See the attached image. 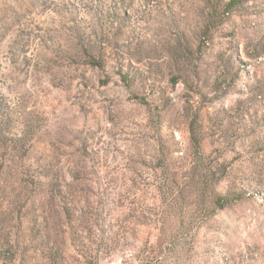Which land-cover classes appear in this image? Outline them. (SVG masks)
<instances>
[{
  "label": "rangeland",
  "instance_id": "obj_1",
  "mask_svg": "<svg viewBox=\"0 0 264 264\" xmlns=\"http://www.w3.org/2000/svg\"><path fill=\"white\" fill-rule=\"evenodd\" d=\"M0 264H264V0H0Z\"/></svg>",
  "mask_w": 264,
  "mask_h": 264
},
{
  "label": "trees",
  "instance_id": "obj_2",
  "mask_svg": "<svg viewBox=\"0 0 264 264\" xmlns=\"http://www.w3.org/2000/svg\"><path fill=\"white\" fill-rule=\"evenodd\" d=\"M229 7H228V9H231V8H233V7H235V3H230L229 5H228ZM218 201V203H222L223 202V200H221V199H219V200H217ZM221 207H223V206H221ZM174 226H167V224L166 223H163V226H162V228H161V237L163 238V239H165L166 238V233H167V230L169 229H174L173 228ZM153 256L154 255H156L157 254V250L155 249V250H153L152 251V253H151Z\"/></svg>",
  "mask_w": 264,
  "mask_h": 264
}]
</instances>
